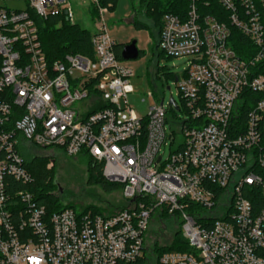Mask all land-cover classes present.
I'll return each instance as SVG.
<instances>
[{
	"label": "built area",
	"instance_id": "1",
	"mask_svg": "<svg viewBox=\"0 0 264 264\" xmlns=\"http://www.w3.org/2000/svg\"><path fill=\"white\" fill-rule=\"evenodd\" d=\"M6 1L14 0H0V264H264V208L256 212L246 197L256 189L264 198L256 171L264 167V97L244 129L241 121L245 93L264 94V0H188L184 17L164 16L159 49L188 60L176 82L183 117L171 114L180 111L175 100L145 117L131 108L133 70L117 58L98 0H77L98 8L94 58L68 55L52 66L32 15L75 24L71 1L17 0L23 10ZM230 27L256 48L250 60L231 48ZM23 147L86 152L124 186L131 207L50 213L13 185L31 183ZM169 221L191 252L156 254Z\"/></svg>",
	"mask_w": 264,
	"mask_h": 264
},
{
	"label": "rangeland",
	"instance_id": "2",
	"mask_svg": "<svg viewBox=\"0 0 264 264\" xmlns=\"http://www.w3.org/2000/svg\"><path fill=\"white\" fill-rule=\"evenodd\" d=\"M70 1L75 15V24L94 32L95 23L90 12L91 3L89 1ZM2 4L10 9H26L25 4L17 0L6 1ZM135 5L138 11V21L145 23L148 29H138L131 23L134 19L131 0H118L115 10L109 11L104 17L108 34L117 46L135 43L140 51L137 60L125 62L133 70V77L130 81L133 94L129 95L128 103L138 116L145 117L150 108L161 104L162 101L168 107L171 98H173L180 111H173L172 116L183 117V105L176 81L178 76H182L187 70L188 60L168 58L161 50L158 52L160 54L158 57L154 38L157 30L139 8V0H136ZM77 77H81V74L75 73L74 78ZM168 88L170 90H167ZM121 106L126 107L124 100L121 101ZM171 150L170 146L163 149L165 160L169 157ZM22 152L29 158L44 156L49 161H55L50 167L54 166L55 169L57 194L62 204L74 206L77 210L88 206H97L108 208L111 211H120L126 206L122 191L107 194L99 185H89V162L85 155L69 157L59 149L44 150L37 147H32L31 151L23 147ZM153 219H156L155 216ZM160 226L159 221L153 224L149 235L158 234ZM177 228L178 226L173 221L166 222L161 239L158 237V242L163 245L171 244L174 234L178 231Z\"/></svg>",
	"mask_w": 264,
	"mask_h": 264
},
{
	"label": "trees",
	"instance_id": "3",
	"mask_svg": "<svg viewBox=\"0 0 264 264\" xmlns=\"http://www.w3.org/2000/svg\"><path fill=\"white\" fill-rule=\"evenodd\" d=\"M98 1L101 7L108 8L109 11H114L118 3V0ZM131 2L134 11L132 24L138 29H148V26L145 23L139 22L137 19L138 11L136 10L135 5L136 0H131ZM139 8H141L145 17L152 22L154 28L157 30L154 38L156 40L155 51L158 53L160 50L159 38L163 29L164 16L167 14H174L184 17L188 12V0H139ZM216 8L222 13V9H220V7L216 6ZM90 12L95 23L98 17V8L91 4ZM32 16L38 27L42 48L49 65L52 66L57 61L64 60L68 55H81L94 58L92 48V37L94 32L83 29L76 24H71L65 18L55 17L49 18L48 20H42L34 15ZM230 28L231 48L241 59L250 60L255 55L256 48L238 30L232 27ZM125 46L126 45H119L116 46L115 49L117 58L121 61H124L122 58V51ZM159 55L160 54L158 53V57ZM258 68H260L261 71L264 70V64L259 65ZM245 96L250 102L246 103L242 109L241 121L243 129L247 114L250 112L252 105L263 98L264 94L247 91ZM171 114H173V112ZM82 154L88 157L89 185H99L107 194H112L118 191L123 192L124 186L122 184L110 182L104 177L103 163L97 162L86 152H83ZM23 156L26 161L27 170L31 174V183L25 186L19 182L13 181V185L17 187V190L21 189L32 193L41 205L46 206L50 213L60 212L64 209H73L82 213L92 211L93 213L109 216L127 210L131 207L132 201L126 199V206L120 211H111L108 208H100L97 206H88L84 209L77 210L74 206L64 205L61 203L57 194L54 166L53 168L50 167L55 161H49V159L44 156L29 158L24 153ZM256 171L257 174L264 180V167H259ZM247 193L246 197L252 202L253 208L256 212L264 208V198L259 191L252 189V191H248ZM155 252L158 256H160L161 254L167 252H191V248L189 247L188 242L182 237L181 232H176L171 244L160 246L157 243L155 245Z\"/></svg>",
	"mask_w": 264,
	"mask_h": 264
},
{
	"label": "water",
	"instance_id": "4",
	"mask_svg": "<svg viewBox=\"0 0 264 264\" xmlns=\"http://www.w3.org/2000/svg\"><path fill=\"white\" fill-rule=\"evenodd\" d=\"M139 56H140V51L137 48L135 43L128 44L123 48L122 58L124 61H134V60H137L139 58ZM177 81H178V79H177ZM167 90H170V88H168ZM169 105L175 107V103H174L173 98H171Z\"/></svg>",
	"mask_w": 264,
	"mask_h": 264
},
{
	"label": "crops",
	"instance_id": "5",
	"mask_svg": "<svg viewBox=\"0 0 264 264\" xmlns=\"http://www.w3.org/2000/svg\"><path fill=\"white\" fill-rule=\"evenodd\" d=\"M132 23V22H131Z\"/></svg>",
	"mask_w": 264,
	"mask_h": 264
}]
</instances>
